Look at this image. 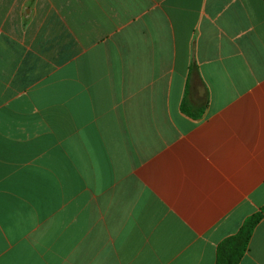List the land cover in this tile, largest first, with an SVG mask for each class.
Returning <instances> with one entry per match:
<instances>
[{
	"label": "crops",
	"instance_id": "crops-1",
	"mask_svg": "<svg viewBox=\"0 0 264 264\" xmlns=\"http://www.w3.org/2000/svg\"><path fill=\"white\" fill-rule=\"evenodd\" d=\"M263 206L264 0H0V264H215Z\"/></svg>",
	"mask_w": 264,
	"mask_h": 264
},
{
	"label": "trees",
	"instance_id": "trees-1",
	"mask_svg": "<svg viewBox=\"0 0 264 264\" xmlns=\"http://www.w3.org/2000/svg\"><path fill=\"white\" fill-rule=\"evenodd\" d=\"M263 218L264 206L245 220L237 234L219 244L215 264H239L248 250L254 229Z\"/></svg>",
	"mask_w": 264,
	"mask_h": 264
}]
</instances>
